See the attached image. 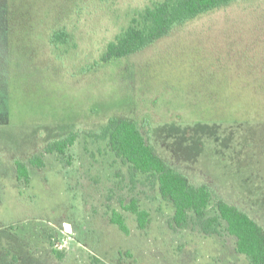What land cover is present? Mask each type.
Masks as SVG:
<instances>
[{
	"label": "rangeland",
	"instance_id": "1",
	"mask_svg": "<svg viewBox=\"0 0 264 264\" xmlns=\"http://www.w3.org/2000/svg\"><path fill=\"white\" fill-rule=\"evenodd\" d=\"M154 1L0 0V264H249L222 222L204 234L190 214L171 230L156 179L132 175L95 133L111 116L138 122L169 165L213 190L209 214L222 199L264 228V0H234L100 62ZM59 28L68 43L49 40ZM71 132L63 154L44 152ZM38 153L41 168L28 162ZM131 198L149 213L144 230L121 207Z\"/></svg>",
	"mask_w": 264,
	"mask_h": 264
},
{
	"label": "trees",
	"instance_id": "2",
	"mask_svg": "<svg viewBox=\"0 0 264 264\" xmlns=\"http://www.w3.org/2000/svg\"><path fill=\"white\" fill-rule=\"evenodd\" d=\"M233 1H154L137 11L129 24L106 44L99 61L109 62L141 51L196 17ZM49 36V40L55 43L69 42V33L64 28L52 31ZM143 126L149 130L147 123H143ZM95 134L107 141L110 151L127 165L132 175L141 173L156 179L161 198L168 201L173 208V214L167 222L171 230L184 228L189 222L190 214L198 221L204 234L215 233L217 226L222 222L226 233L235 240V251L244 255L249 264H264V228L246 212L222 199L214 202V212L209 214L213 190L205 184L191 183L185 174L169 165L146 140L138 122L125 117L111 116ZM76 137V133L71 132L61 139H55L45 146L44 152L63 154L65 149L74 143ZM28 162L37 168L43 167V153L33 154ZM14 165L17 180L27 183L29 180L27 164L15 159ZM121 207L134 216L140 230L147 227L149 213L140 208L136 198H131ZM110 222L122 233H129L121 212L113 210ZM52 252L57 256L61 254L54 249Z\"/></svg>",
	"mask_w": 264,
	"mask_h": 264
}]
</instances>
